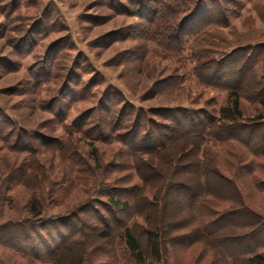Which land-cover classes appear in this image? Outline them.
<instances>
[{"label": "rangeland", "instance_id": "1", "mask_svg": "<svg viewBox=\"0 0 264 264\" xmlns=\"http://www.w3.org/2000/svg\"><path fill=\"white\" fill-rule=\"evenodd\" d=\"M137 1L0 0V237H3V241L6 238L4 230L10 229L6 228L9 224L30 221L33 223L32 229L35 230L34 236L29 240L20 236L22 245L19 247L27 244L40 247V239L37 238L46 236L47 232L42 230V224L36 225L37 219L28 211L32 199L42 207L40 217L47 219L66 216L87 202V209L92 206L96 210L102 208L95 201V191L100 189L96 188V183L103 181L101 175L94 184L92 172L85 171L92 177L90 182H74L72 167L64 160V153L62 156L54 150L39 146L43 143L37 141L35 136L38 133H45L48 137H66L68 132L64 126L70 127L71 119L78 112L91 108V101L95 103L102 95L103 107L106 99L114 96L122 99L121 106H128L126 111L134 108L136 113L146 112L148 117L150 111L157 109L218 110L225 103L226 93L201 86L192 75L191 69L195 65L192 56L195 51L193 54L187 45L182 52L171 50L168 46L171 40L164 37L143 38L142 26L150 8H136ZM146 2L148 0H144ZM211 2L213 0H204L182 27L184 32L191 31L210 14L217 16L218 9L225 12L227 24L220 27L222 35L216 37H224L225 42L222 46L207 47L209 52H200L205 57L203 60H219L220 54L235 46L248 47L264 43V0H219L220 7H215ZM183 17L180 16V19ZM208 28L210 27L207 26L206 29ZM216 38L212 41L218 44L219 40ZM185 41L189 44L191 40ZM226 73L236 75L230 69ZM78 78L82 85L79 91L88 101L74 102L65 124H53L51 121L54 110L51 112L50 107L56 109L61 105L56 100L62 102V105L72 103L69 102L70 98L62 96L67 93L66 88L73 87ZM171 78H177L178 82V88L173 91L168 88ZM91 80L98 83L94 88V100L88 98L86 91L83 92V86L88 85ZM243 106L249 115L253 106H249L247 102H243ZM159 120L156 121L164 123ZM14 128L34 133L25 140L30 150L22 148V141L16 142L18 131ZM74 137L73 141L66 142L65 150L75 148V162L80 163V167L86 170H94L96 174L103 170L108 173L112 171L111 177L121 180L126 172H121L120 167L129 165L131 170L127 173L131 172L137 179H134V184L141 185V180L136 176L139 174L149 185L145 195L151 199L161 194L168 181L172 184L166 189V203L160 214L137 196L140 210L153 211V225L157 226V232L172 240L173 229L187 220L186 215L181 214V209L187 202L182 188L195 185L198 169L193 166L189 173L172 169L170 160L165 163V155L161 157V161L157 157H149L154 165L160 162L161 172L158 177L149 163L145 166L137 161V171L132 159L134 153L125 147L122 149L117 142H94L98 161H93L89 154L92 147L90 141L80 133H75ZM151 143L149 140L148 144ZM127 152L129 156L125 155ZM105 181L109 182L107 179ZM117 187L127 186L118 182ZM207 187L218 194L233 195L230 186L216 180L213 175H208ZM248 192L250 193L248 190L243 192L247 197L244 201L264 217V197L252 193L248 197ZM134 221L144 224L141 217L134 218ZM50 225L52 229L58 227V230L63 231L59 222ZM135 233L140 245L145 247L146 239L142 229L139 228ZM233 233L232 229H224L216 236H233ZM56 239L55 235L53 241ZM117 243L110 241L106 244L103 242L102 245L111 248L117 247ZM47 245L53 246L51 243ZM79 249L73 252V256H77ZM200 249L197 244L186 253L182 249H174L175 252L179 250L176 253L177 258L171 257L170 250L168 263L188 264L190 259H195ZM43 252V248L38 251L41 255ZM18 255L19 253L0 243V264H41L38 261L29 262L27 258H20ZM210 260L204 259L198 264H208ZM217 264L223 262L220 260ZM238 264L244 263L238 261Z\"/></svg>", "mask_w": 264, "mask_h": 264}, {"label": "trees", "instance_id": "2", "mask_svg": "<svg viewBox=\"0 0 264 264\" xmlns=\"http://www.w3.org/2000/svg\"><path fill=\"white\" fill-rule=\"evenodd\" d=\"M203 1L148 0L144 3V0H138L135 6L150 8L142 26L143 38L164 37L171 40L168 43L171 50L182 52L187 45L193 54L195 51L192 56V61L195 62L191 69L192 75L201 86L226 93L225 103L218 110L157 109L150 111L148 117L146 112L136 113L132 107V110L126 111L128 106H121L122 99L114 96L108 97L103 107L104 98L101 94V99L97 98L95 103L91 101V108L78 112L71 119L70 127L64 126L68 132L66 137H48L45 133H38L35 137L38 142L43 143L39 146L54 150L62 156L64 153V160L72 167L74 182L89 183L92 177L85 171L92 172L94 184L101 175L103 181L96 183V188L100 189L95 191V201L102 208L96 210L92 206L87 209V202L66 216L47 219L40 217L42 207L32 199L28 211L37 219L36 225L42 224V230L47 232L46 236L37 238L40 239V247H33L34 244L19 247L22 245V238L29 240L34 236L35 230L32 229L33 223L30 221L9 224L6 228L10 229L4 230V241L0 237L1 244L19 253L20 258L41 264H169L170 250L171 257L177 258L176 253L179 250L186 253L195 244L200 246V252L188 264H198L204 259H211L208 264H217L220 260L223 264H238V261L244 264H264V217L244 201L247 197L243 194L248 190V197L251 193L264 197V43L248 47L235 46L220 54L219 60H203L205 57L201 53L209 52L207 47L222 46L225 42L224 37H216L222 35L220 27L227 24L225 12L218 9L217 16L212 13L208 21V18L205 19L195 29L182 31L185 22L195 14ZM211 3L220 7L219 0ZM182 15L184 17L180 19ZM207 26L210 27L208 30ZM213 38L219 40L218 44L213 43ZM185 39L191 40L190 43L187 44ZM229 69L236 75H228L226 72ZM92 80L83 86V92L86 91L88 98L94 100V88L98 83ZM168 82V88L172 91L178 88L177 78H171ZM80 84L81 80L78 78L73 87L66 88L67 93L62 96L70 98L69 102L72 103L62 105V102L56 100L61 105L56 109L50 107L51 112L54 110L51 121L53 124H65L74 102L88 101L79 91L82 86ZM243 102L253 106L249 115L246 114ZM156 118L164 123L157 122ZM17 131L16 142L22 141V148L30 150L25 140L34 133L20 128ZM75 133H80L90 141L92 147L89 154L93 161H98L94 142H117L122 149L125 147L134 153L132 159L137 171L138 161L145 166L151 164L155 175H159L160 162L154 165L149 157H157L161 161V157L165 155V163L170 160L172 169L186 173L193 166L198 169L195 185L182 188L187 202L181 209V214H185L187 220L173 229L172 240L157 232V226L153 225V211L140 210L137 201L139 196L142 202L145 200L160 214L166 203V189L172 184L168 181L161 194L151 199L145 195L149 185L138 172L136 176L141 180V185L134 184V179H137L131 172L127 173L131 170L129 165L120 167L121 172H126L121 180L111 177L112 171L108 173L103 170L96 174L94 170L80 167V163L75 162V148L65 150L66 142L73 141ZM149 140L152 141L151 144H148ZM125 155L129 156L128 152ZM208 175L228 184L233 195L211 191L207 187ZM118 182L127 187L118 188ZM86 210L90 212L85 213ZM56 217L58 219L54 220ZM136 217H141L144 224L135 222ZM55 222H59L63 231L58 230V227L51 228L50 224ZM139 228L146 239L145 247L140 245L135 233ZM224 229L234 230V235L217 237L216 234ZM55 235L57 239L53 241ZM110 241L118 242L117 247L107 248L102 245L103 242L106 244ZM47 243L53 246L49 247ZM40 248L44 249L43 255L38 253ZM77 248L81 250L79 249L77 256H73ZM177 248L179 250L175 252L174 249Z\"/></svg>", "mask_w": 264, "mask_h": 264}]
</instances>
